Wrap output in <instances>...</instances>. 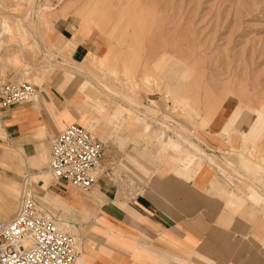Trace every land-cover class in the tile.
<instances>
[{
    "label": "rangeland",
    "instance_id": "1",
    "mask_svg": "<svg viewBox=\"0 0 264 264\" xmlns=\"http://www.w3.org/2000/svg\"><path fill=\"white\" fill-rule=\"evenodd\" d=\"M38 10L43 14L37 18ZM68 15L75 20L72 27L79 30V43L90 33L92 37L89 53L78 61L71 56L76 45L60 41L51 27L56 19ZM3 19L9 22V31L1 26ZM70 31L72 36L73 29ZM169 57H176L183 67L175 68ZM36 69L42 76L39 81ZM145 75L149 76L148 82H144ZM34 76L37 84L32 81ZM76 78L88 81L86 94L73 89ZM0 82H28L39 99L49 102L55 98L61 106L55 110V131L41 125H21L17 139H0V157L4 148L20 145L23 149L12 163L23 161L24 166L17 174L6 169L8 161L0 163V220L12 218L21 193L36 194V182L49 176L44 172L48 171L51 139L69 122L94 116L100 118L97 126L103 139L95 137L106 150L96 171L98 176L106 180L104 174L113 172L134 182L142 194H134L131 203L139 207L140 203L149 202L154 215L183 219L179 226L190 231L194 249L208 253L216 264H264V0H0ZM63 84L68 86L62 88L65 92L61 94L58 88ZM98 91L115 96L126 107L114 105L118 108L114 119L120 124L117 127L88 102ZM178 96L191 97L200 114L210 111L213 128L219 119L222 126L231 129L246 113L253 122L245 132H231L227 141L232 148L223 146L220 139L207 135L208 127L201 128L198 117L189 114L184 106L173 111V100ZM154 99L163 106L161 111L158 105L153 106ZM129 101L140 107L134 108ZM24 106H32L25 114L39 109L30 104ZM152 114L157 115L151 125L153 134L145 132ZM200 130L204 133L201 139L196 134ZM22 131L26 133L24 138ZM159 132H164L161 142L154 137ZM1 133L2 125L0 137ZM169 139L179 144L183 152L163 146ZM41 141L49 147L47 163L34 169L27 156L40 152ZM219 147L228 152L219 153ZM186 154L203 160L209 156L211 162L204 161L209 173L194 172L187 181L182 168ZM39 171L43 172L24 178ZM7 181L20 184L8 183L4 187ZM112 181L114 186L113 182L106 183L108 197H101L96 187L90 193L70 188L59 195L50 185L46 193H41L65 208L63 213L50 214L58 224L69 225L68 234L77 238L83 250L88 249L90 238L104 232L99 217L103 212L112 213L115 226L122 227L123 233L135 237L142 233V222L119 207L129 205L125 191L128 183L122 185L120 193V180L113 177ZM211 181H219L223 190L236 197L235 206L229 205L224 215L219 211L228 200L209 186ZM72 193L82 198L80 205ZM93 196L103 200L101 211L88 201ZM34 197L48 208L41 197ZM7 198H14L9 207ZM233 209H238V215L229 223L225 215L236 214ZM232 227L234 230L228 234L235 233V242L230 243L225 232Z\"/></svg>",
    "mask_w": 264,
    "mask_h": 264
},
{
    "label": "crops",
    "instance_id": "2",
    "mask_svg": "<svg viewBox=\"0 0 264 264\" xmlns=\"http://www.w3.org/2000/svg\"><path fill=\"white\" fill-rule=\"evenodd\" d=\"M74 18H72L71 15H68L67 18H58L55 20L54 23H52V29L59 35L57 36L60 41H68L69 44H75L76 48L73 52L72 59L75 61L81 60L82 57L89 53V49L92 46V37L91 33L87 38H84L82 42L79 41V34L78 31L74 25ZM77 26V25H76ZM72 36H71V31ZM71 36V37H70ZM41 42H45V40L40 36ZM39 69L35 70V74H38L37 72ZM39 80L42 78L40 74ZM32 80V79H31ZM35 82V76L32 80ZM75 82V89L76 91L80 93L86 94V90H88V87L82 88L81 85H89L88 81L85 79H74ZM35 84H37L35 82ZM64 86H68L66 84H63L61 88H58V91L61 94H64L65 91H63L65 88ZM78 89V90H77ZM96 97H89L88 102L92 104V108L102 117L109 118V122L115 127H117L118 120H114L117 113L118 108L114 106L115 104H118V106L121 109H126V107H123L119 104L117 98L113 95H110L109 93L105 92H99ZM155 103V106L161 111L163 109V106H160L158 104V100L154 99L153 101ZM33 105L37 108L35 112L32 114H25L28 111L32 110V106L25 107L24 105ZM70 104V101L68 105ZM233 107V106H232ZM61 106L59 105L58 101L55 98H52L49 102L44 99H39V96L37 94L34 95L33 98L28 100L27 103H23L19 106L10 107L4 110H0V125H2V133L0 139L5 141V138L8 137L11 140L17 139L20 134V127L23 125L31 126V125H41L46 130H56V126L53 125V121H55L54 124H56V115L55 110L59 111ZM225 108V107H224ZM231 110V109H230ZM108 111V112H107ZM225 111V110H224ZM227 112V111H226ZM229 112V111H228ZM76 113V112H75ZM25 114V115H23ZM71 115V114H70ZM125 114L123 115V117ZM72 117L76 118L72 115ZM99 117H86L82 116L80 120L69 122L71 123H79V125H83L93 136H98L101 139H103V132L100 131V128L97 126V121H99ZM217 125L216 128H213L210 125H208L207 135L210 138H217L220 139L223 142V146L231 147L230 143L227 141V137L231 134L233 131L238 132H245L247 131L251 124H252V117L250 115H244L236 124L235 126L228 128L224 125H221V121L219 119H216ZM58 124V122H57ZM25 127V128H26ZM22 137L26 136L25 131H22ZM49 133V131H48ZM197 136L199 139L202 138L204 135L203 130L198 131ZM21 135V134H20ZM22 138V139H23ZM24 140V139H23ZM222 144V143H221ZM5 146V144H4ZM232 148V147H231ZM22 147L19 145L17 148L7 149L4 148L3 154L0 157V163L4 164L5 161H8L10 164L6 166V169L12 170L16 172L17 174L20 173V169L23 166V161L15 164L12 163L14 158H17L22 151ZM40 152H37L36 155L33 156H27L29 158L28 163L29 165L34 169H39L40 166L45 165L47 163L46 160V152H48L49 147L42 144V141L40 142ZM219 153H226L228 151L223 150L221 147L217 149ZM106 151V150H105ZM217 151V152H218ZM105 155V152H104ZM103 155V156H104ZM103 156L101 160L103 159ZM49 158H50V152H49ZM48 158V159H49ZM49 162V160H48ZM43 171L34 172L30 175L24 176L26 179L28 176L31 177V175L40 174ZM8 183H18L16 182H9L7 181L6 184L3 183V186L7 185ZM52 181H50L49 185L46 187L44 191H42L39 186H37L38 190L36 194H31L32 191H30L31 196H39L41 197L47 204L48 208L39 204L41 208L46 210L48 213H52L55 215L57 212H64L65 208L56 200H50L45 196H42L41 193H46L49 186L51 185ZM22 184V183H21ZM3 187V188H4ZM97 191L99 190L101 192V197L107 196L109 194V190L107 189V184H103L101 181L95 186ZM94 187V188H95ZM70 189V188H68ZM53 191L59 195L64 194L67 190H62L61 192L59 190H56L53 188ZM38 193V194H37ZM23 195V193H22ZM33 196V197H34ZM75 200L79 203L82 202V198L80 196L74 195L72 193L71 195ZM22 197V196H21ZM56 198H59L58 195H55ZM103 199V198H102ZM232 203L227 204V201L225 200L221 207L222 215L225 214V212H228L227 207L230 205V208L232 206H235L236 197L232 193ZM12 199H6V203L8 207L10 206V202L12 203ZM88 201L95 205L96 207L101 209V207L104 205L103 200H98L96 197H90L88 198ZM151 204L149 202H143L139 204V207L135 206H129L127 204H121L119 207L122 211L127 213L128 215L134 217L136 220H139L144 225V228L142 230V233H138V236H133L130 234L123 233L122 227H116L114 223V217L112 213H106L103 212V216H99L101 219L100 221L103 222V229L104 232L101 236L90 238L89 247L87 250L81 249V244L75 238L77 244L79 245V255L76 260V264H216V262L212 259V257L204 252V251H198L195 250L193 247V236H191L190 231L184 230L180 224L184 222L183 219H178L175 215H170L168 217H164L163 215L156 214L154 215V211L151 208ZM237 207V206H236ZM17 208V207H16ZM82 209H85L84 207H81ZM87 211H90L88 209H85ZM101 211V210H100ZM233 211L236 214H230L228 213L225 215L227 218L226 220L231 223L232 220L236 219V215H238V209H233ZM92 214L96 215L97 211H90ZM160 212V211H158ZM10 213V212H8ZM6 213L8 216L9 214ZM224 213V214H223ZM67 227L69 233H71V228L69 225L65 222H63ZM122 224V223H120ZM132 231H136L133 227H128ZM233 227L230 228V230H226V237L229 239L228 241L230 243L235 242V233L232 235H229V231H233ZM228 231V232H227ZM138 232V231H136ZM108 238L107 240H105ZM196 244V243H195ZM85 254V255H84ZM87 255V256H86ZM203 255V256H202ZM87 259V261H86ZM231 264V263H229Z\"/></svg>",
    "mask_w": 264,
    "mask_h": 264
},
{
    "label": "built area",
    "instance_id": "3",
    "mask_svg": "<svg viewBox=\"0 0 264 264\" xmlns=\"http://www.w3.org/2000/svg\"><path fill=\"white\" fill-rule=\"evenodd\" d=\"M34 93L35 89L27 82H0V110L27 103ZM104 152V143L85 127L77 123L66 125L50 142L47 168L52 178L50 188L88 193L100 181L113 182L114 186V177L120 180V193L122 185L128 183L126 198L133 206L134 194H142L134 182L113 172L104 174L106 180L95 173ZM78 254L75 238L61 231L54 218L40 211L29 197H21L12 218L0 220V264H75Z\"/></svg>",
    "mask_w": 264,
    "mask_h": 264
},
{
    "label": "bare ground",
    "instance_id": "4",
    "mask_svg": "<svg viewBox=\"0 0 264 264\" xmlns=\"http://www.w3.org/2000/svg\"><path fill=\"white\" fill-rule=\"evenodd\" d=\"M94 3V2H93ZM89 5V4H88ZM91 5V4H90ZM97 6V5H96ZM95 6V7H96ZM90 7V6H89ZM48 8V7H47ZM46 7H45V9H47ZM90 8H92V7H90ZM97 8V7H96ZM98 9V8H97ZM84 10V9H83ZM88 10V9H87ZM96 10V9H95ZM99 10H100V8H99ZM97 11V10H96ZM82 12V11H81ZM89 12V11H88ZM86 13V12H85ZM90 13V12H89ZM93 13V12H92ZM97 13V12H96ZM36 15L35 16H37V18L41 15V14H43L40 10H38L36 13H35ZM79 14H82V13H80L79 12ZM97 15V14H96ZM38 23V22H37ZM1 26H3V28H5V29H7L8 31L10 30V28H9V22H7L5 19H3V21H1ZM23 42V41H22ZM16 45H18L19 47H20V44H16ZM27 45V44H26ZM28 45H29V43H28ZM20 50H21V48H20ZM48 56L51 58L52 57V55L51 54H48ZM94 58V57H93ZM169 62L170 63H172L173 64V66L175 67V68H181V67H183L182 66V63L180 62V61H178L177 59H176V57L175 58H173V57H169ZM167 60V61H168ZM165 61V60H164ZM165 63V62H164ZM188 76V75H187ZM148 77L149 76H147V75H145L144 76V82H148ZM190 77V76H189ZM189 79V78H188ZM36 80L37 81H39V77H37L36 78ZM28 83V82H27ZM81 87L82 88H85L86 86L85 85H81ZM108 89V88H107ZM187 89V88H186ZM193 89H195V91H196V88H193ZM192 91V90H191ZM194 91V92H195ZM188 94L190 93V91L189 92H187ZM188 94H186V95H188ZM35 95V94H34ZM34 95L31 97V98H33L34 97ZM195 95V94H194ZM197 95H198V93H197ZM196 96V95H195ZM179 98H177V99H175V100H173L174 101V103L176 104L175 105V108H173V111H176L177 109L176 108H180V107H182V106H184V108H185V110L189 113V114H194L195 116H197L198 117V120H199V125L201 126V128H206V127H208V125L212 122V119H213V115H212V113L210 112V111H206L205 109V113H203V114H200V111H199V109H198V107H197V105L195 104V102L193 101V99L191 98V97H189V96H183V97H180V96H178ZM30 98V99H31ZM197 98H198V96H197ZM196 98V99H197ZM29 99V100H30ZM198 100V99H197ZM89 101V100H88ZM201 101V100H200ZM129 103H131V105L134 107V108H139L140 107V105L137 103V102H135V101H129ZM152 103H153V106H155V103L152 101ZM200 104H202V103H200ZM209 105V104H208ZM201 106V105H200ZM211 106V105H210ZM156 107V106H155ZM211 107H213V106H211ZM215 107V106H214ZM208 109H210L211 110V108H208ZM147 112H149L148 111V109H145ZM215 110V109H214ZM213 110V111H214ZM212 111V112H213ZM247 115H248V113H246ZM245 114V115H246ZM156 114H152V119H154V120H152V119H150V124H146L145 125V132H150V133H154L153 131H152V126L151 125H153L154 123H155V120H157V115L155 116ZM160 121H162L163 122V124H168V122H166V121H164L163 119H161ZM197 128V127H196ZM154 137H155V139L157 140V141H159V142H161V139L164 137V132H159L158 134H156V135H154ZM230 138H231V136H230ZM182 140V139H181ZM183 141V140H182ZM181 141V142H182ZM184 142V141H183ZM186 142V141H185ZM230 142V141H229ZM166 145H163V146H166V148L167 149H169L170 151H173V152H180L181 150H180V147H179V144H177L176 142H174V141H172L171 139H169L168 140V142L167 143H165ZM191 146H194V145H191ZM195 151H197V149L195 150ZM181 152H183V151H181ZM198 152H199V150H198ZM204 153L201 151V155H203ZM207 156V155H206ZM192 157V156H191ZM191 157H188V155L186 154V156H185V158H184V160L182 161V168L185 170V176H186V179H187V181H189L190 182V180L188 179V175H190V174H192V173H194V172H201L202 174L203 173H206V174H208L209 173V169H207L206 167H205V165H204V161H206V162H208V163H210L211 162V158L209 157V156H207L206 157V160H203V159H192ZM201 158H203V157H201ZM224 161V160H223ZM226 161V160H225ZM225 161H224V163H225ZM228 162H226V164H227ZM225 164V165H226ZM231 165V164H230ZM229 165V166H230ZM230 167H234L233 165L232 166H230ZM97 171V170H96ZM96 174H97V172H95ZM94 173V174H95ZM44 174H47V175H49L50 176V174H49V172L47 171V172H44ZM198 175H200V174H198ZM49 176H44L41 180H39L38 182H36V183H38V185H39V188L42 190V191H44L45 189H46V187L49 185V183H50V181H52V178H51V176L49 177ZM204 176V175H203ZM201 177V176H200ZM192 180V179H191ZM194 181V180H193ZM195 182V181H194ZM199 182H200V179H199ZM198 185V184H197ZM24 186V185H23ZM209 186H212L211 188L213 189H215V190H217V191H220L219 192V195H223V196H226V198H227V203L228 204H231L232 203V192H230L229 190H223V188H225L224 187V185L223 184H221L219 181H216V182H214V181H211L210 183H209ZM24 189V188H23ZM223 191V192H222ZM23 192V191H22ZM88 193H90V192H88ZM21 195H22V193H21ZM22 196H25V197H29V198H31L32 200H34L35 201V203H36V205H37V207H38V209L40 210V211H42V212H44V213H46L47 215H49V216H51V217H53L50 213H48L46 210H44L43 208H41L40 206H39V203H38V201L36 200V198L35 197H33V196H31L29 193H27V194H24V195H22ZM125 199V198H124ZM41 200L43 201V202H45L42 198H41ZM46 203V202H45ZM54 222L56 223V225L59 227V229L61 230V231H63V232H65V233H69V231H68V227L64 224V223H60V224H58L56 221H55V218H54ZM80 243V242H79ZM81 244V243H80ZM76 247H77V250H78V252H80L79 251V245L76 243ZM85 255V254H84ZM87 256V255H86ZM203 256V255H202ZM78 257V256H77ZM76 260H77V258H76ZM76 260H75V264H76ZM78 261V260H77ZM86 261H87V259H86ZM85 263V262H84ZM83 263V264H84ZM78 264V263H77Z\"/></svg>",
    "mask_w": 264,
    "mask_h": 264
}]
</instances>
